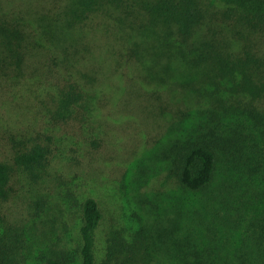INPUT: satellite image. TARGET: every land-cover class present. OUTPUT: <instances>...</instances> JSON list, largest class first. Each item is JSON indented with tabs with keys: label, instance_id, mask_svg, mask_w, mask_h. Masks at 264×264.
<instances>
[{
	"label": "trees",
	"instance_id": "obj_1",
	"mask_svg": "<svg viewBox=\"0 0 264 264\" xmlns=\"http://www.w3.org/2000/svg\"><path fill=\"white\" fill-rule=\"evenodd\" d=\"M111 75L124 81L120 107L144 108L165 123V137L176 132L165 156L180 191L203 195L222 178L211 202L180 207L163 228L158 218L107 214L88 197L77 247L53 244L35 261L29 246L17 257L16 230L0 215V264H152L170 226L180 237L203 214L212 223L235 215L244 233L224 251L198 254V264H264V0H0V101L29 105L34 93L49 128L83 129L116 103ZM55 145L0 124V205L16 195L18 170L43 179Z\"/></svg>",
	"mask_w": 264,
	"mask_h": 264
},
{
	"label": "rangeland",
	"instance_id": "obj_2",
	"mask_svg": "<svg viewBox=\"0 0 264 264\" xmlns=\"http://www.w3.org/2000/svg\"><path fill=\"white\" fill-rule=\"evenodd\" d=\"M109 81L117 87L116 91L124 84L119 76L111 75ZM103 86L102 83L101 89L106 91ZM39 93L44 94L42 88ZM21 95L28 97L29 93ZM121 95L118 91L116 103L102 107L95 113L96 123L83 129L49 128L45 119L37 115L39 101L34 93L29 97V105L20 98L16 105L8 98L0 101V124L12 134H48L56 141L50 163L41 172L43 179L36 183L18 170L14 183L16 195L0 205V215L16 230L13 240L18 246L17 257L27 258L28 252L23 246L32 249L28 257L33 261L53 244L54 250L76 248L82 224L81 204L88 197L96 198L107 214L111 209L114 215L124 216L128 222L133 217L144 218L148 223L158 218L162 222L159 227L163 228L169 227L168 217L175 216L180 207L188 204L187 208L193 209L201 199L206 200V205L211 202L209 199L222 178L217 177L203 195L180 191L171 174L172 164L165 156L177 138L176 132L165 137V123L149 119L151 116L144 108L120 107ZM95 139L100 142L99 147L92 145ZM3 148L6 156H10L11 146L4 143ZM38 201L44 207L39 218L36 216ZM225 217L228 223L222 219L212 223L211 214L198 216L191 222L202 223L189 222L180 237L170 236V226L166 236L157 242L152 264H184L181 261L184 254L192 264H198V254L232 247L241 239L244 229L234 225L235 215ZM10 242L11 239L6 244ZM179 242H186L187 246L179 249ZM99 243H105L101 232Z\"/></svg>",
	"mask_w": 264,
	"mask_h": 264
}]
</instances>
